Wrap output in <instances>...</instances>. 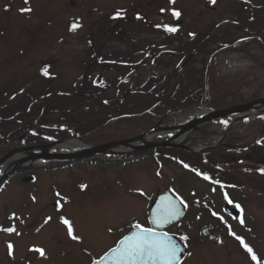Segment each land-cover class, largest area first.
<instances>
[{
    "label": "rangeland",
    "instance_id": "374dc122",
    "mask_svg": "<svg viewBox=\"0 0 264 264\" xmlns=\"http://www.w3.org/2000/svg\"><path fill=\"white\" fill-rule=\"evenodd\" d=\"M246 51L264 63V0H0V159L56 142L123 141L159 125L177 127L202 107L214 110L200 100L212 58L215 81L240 79L235 97L252 98L264 90V67ZM95 79L112 86L94 95ZM153 80L159 87L148 90ZM230 122L200 127L186 140L189 150L102 157L96 165L55 162L15 174L0 191V229H15L0 231V264H93L133 225L148 226L153 203L169 191L189 209L172 230L188 238L185 264H255L236 236L262 264L264 117L229 130ZM223 138L221 151L204 155ZM142 157L156 163L103 164ZM224 187L243 195L238 220L224 213ZM205 227L216 241L202 238Z\"/></svg>",
    "mask_w": 264,
    "mask_h": 264
},
{
    "label": "water",
    "instance_id": "95a60500",
    "mask_svg": "<svg viewBox=\"0 0 264 264\" xmlns=\"http://www.w3.org/2000/svg\"><path fill=\"white\" fill-rule=\"evenodd\" d=\"M209 95H210L209 84H208V79H207L206 81V105H208L209 103ZM207 109H208L207 107H204V108L202 107V110L207 111V113L198 115L195 119L184 121L177 127L169 128L170 130L175 129V128H180L181 131L174 135L172 134V137L166 141L143 142L145 138L152 135L157 129L163 126V125H159L147 131L142 136L123 140V141H114V142H110L104 145L91 146L79 140H70V141H79L82 143L83 147L77 151L53 153V151L57 150L59 146L69 141L56 142V143H52L50 145L41 146V147L12 150L6 156L0 159V171L2 172V174L0 175V189L15 174L26 172L32 168L44 166L49 163L56 162V163H63V164H67V163L75 164L77 162H93L96 159L102 158V157H121V156H127V155L140 153V152L147 151V150L162 149V148L189 150L188 147L185 146L186 140L191 134H193L195 131H197L200 127L204 125L214 123L217 121L230 120L231 121L230 127H229V130H230L233 126L245 120L254 119L258 117H264V113H261L259 115H250V113L253 112L254 110L264 109V99H259V100L253 101L246 105H239V106L231 107L229 109H225L221 111H215V110H210V109L207 110ZM185 134H188L187 139L184 142H180L179 140ZM226 137L227 136H225V138ZM225 138L219 141L217 145H215V147H217L223 140H225ZM215 147H212V148H215ZM208 149L209 148H205L203 149V151L208 150ZM13 158H16L15 162H12V164L7 165V167H5L4 169V165L10 162V160ZM162 197L171 198V200L175 202L176 205L178 206L181 214L178 218L172 220L170 223L163 225V226H157L151 223V219H152V214L156 211L157 205L161 203ZM180 201L181 199L177 197V195L173 192H166L165 194L160 195L153 203L150 209V212H149L148 219H149L150 227L155 228L156 231L158 232H163L165 229L175 226L179 222H181L185 216L186 207L184 206V204H181ZM231 213H233V216H238L237 211H231ZM204 234H206V232H204ZM170 236L172 237L175 243L180 245L181 251L179 252V260L177 264H181L183 260L185 259V257L187 256L188 250L178 238L172 235ZM102 258L98 261H101ZM96 262L93 264H96Z\"/></svg>",
    "mask_w": 264,
    "mask_h": 264
},
{
    "label": "snow or ice",
    "instance_id": "6c2138e0",
    "mask_svg": "<svg viewBox=\"0 0 264 264\" xmlns=\"http://www.w3.org/2000/svg\"><path fill=\"white\" fill-rule=\"evenodd\" d=\"M174 3L175 0H172ZM28 3V0H25ZM211 3L215 4L216 0H211ZM24 12H30V8L23 9ZM176 17L180 16L179 12H173ZM120 16V13H117ZM78 25L73 23L70 30L74 31ZM166 30L175 32V28H168ZM44 74L48 75L47 69L44 70ZM227 125V121H221ZM188 167V165H185ZM264 172V169L261 170ZM204 179L210 180L207 175L203 176ZM230 204L231 200L228 201ZM181 204L184 202L181 200ZM187 207V205H184ZM239 208V205H235ZM180 210L175 202L169 197H162L161 203L157 205L156 211L152 214L151 223L157 226H163L170 223L172 220L180 216ZM213 215H216L214 212ZM221 219H223L221 217ZM68 226V233L73 240H78L79 237L73 234V228L68 220L63 221ZM243 223V220H241ZM135 231L131 234L123 237L116 247L110 249L108 253L102 258L101 261H97L96 264H177L179 260V252L181 251L180 245L175 243L170 235L166 232H158L155 228L144 227L139 223L133 225ZM14 228L0 229V231L13 232ZM233 235H235L233 233ZM182 240L188 238L181 237ZM236 239L240 241L244 249L251 255V259L255 261V264H261V261L257 258V255L253 252V249L248 246L244 240L236 236ZM9 249H12V245L9 244ZM41 256L45 253L42 249H35Z\"/></svg>",
    "mask_w": 264,
    "mask_h": 264
},
{
    "label": "trees",
    "instance_id": "16d2710c",
    "mask_svg": "<svg viewBox=\"0 0 264 264\" xmlns=\"http://www.w3.org/2000/svg\"><path fill=\"white\" fill-rule=\"evenodd\" d=\"M252 42L254 43V42H258V41L257 40H253L249 44H252ZM186 51L184 50V52H186ZM225 51L228 52V53H232L235 50L227 48V49H225ZM221 52H223V51H221ZM235 52H237V51H235ZM246 54H248V56L250 58H252V60L255 62V64L262 63L260 57H256V56L251 55V52H249V51H246ZM91 58H94V56L92 55ZM119 61L116 58H113L114 64L116 63L118 65ZM212 63H213V58L210 59V63L207 66V74H206L205 84H204V86H206V81L208 79L209 90H210V93L212 94V97H211V99L209 101V103H210L209 107L210 108H212V109H214L216 111H221V110L229 109L231 107H235V106H239V105H246V104H249V103H251L253 101H256V100H259V99H264V93H263L264 90L263 89H260L258 91V93H256L252 98H249V99L248 98H244V97L243 98L235 97L233 90L235 89V87H237L239 85L240 79H235L234 82L231 85H226L224 83L215 81V79H214V68H213V64ZM262 65L264 67V63H262ZM118 66L120 67L119 69H122V70L125 69V70H123L121 72H123L124 74H128V73H126V71L128 70L126 67H123V65H118ZM124 76L126 77L127 75H124ZM118 81H120V79ZM157 83H158V80H153L152 82H150L148 84V87H149L148 90H151V89H155L156 90L157 87H159V85ZM111 86L112 85H110V83H108V82L101 81L100 79H95L93 81V88L92 87H90V88L92 90L91 92L94 95H98V94H102L106 88H109ZM161 93L162 92H161V89H160L157 92V96H160ZM200 100H201L202 103L206 102L205 101V97L201 98ZM167 107L170 108L169 106H167ZM150 114H151V112H150ZM145 124L146 123H144L143 126ZM143 129H144V131H146L148 128H143ZM128 137L130 138L131 136L129 135ZM109 141L113 142V140H109ZM105 143H107V142H105ZM72 164H74V163H72ZM69 165H70V163H69Z\"/></svg>",
    "mask_w": 264,
    "mask_h": 264
},
{
    "label": "flooded vegetation",
    "instance_id": "af4514ba",
    "mask_svg": "<svg viewBox=\"0 0 264 264\" xmlns=\"http://www.w3.org/2000/svg\"><path fill=\"white\" fill-rule=\"evenodd\" d=\"M214 147V146H213ZM225 147V146H224ZM223 147V144L220 146H217V147H215V148H209L207 151H205L204 152V155L207 153V152H214V151H216V149H219V151H221V149H223L224 148ZM228 149H232V147L231 146H229L228 147ZM110 158H113V157H110ZM142 160H140V159H137V160H133L132 159V161H130V160H125V161H118V160H112V161H106V162H104L103 164L104 165H109L110 167H118V166H123V167H132V166H134V165H137V164H142V163H146V162H151V163H156V161H154L153 159H151V157H142L141 158ZM83 163H85V162H83ZM79 164H81V163H79ZM89 164H93V165H96V164H98L97 162L95 163V162H90ZM222 192H223V194H225V196H226V198L228 199V200H231L232 201V203L230 204L229 202L228 203H226L225 204V207H224V213L226 214V216H228V217H231L232 219H234V220H238L239 219V217H240V211H241V208L239 207V208H237V207H235V205H239V206H241L242 207V204H241V202L239 201V199H237V197H240V196H243V195H241V192L239 191V189L238 188H228V187H224V188H221L220 189ZM243 198V197H242ZM184 202V201H183ZM184 204H186L185 202H184ZM188 211H189V209H188V206L186 207V212H185V216H184V219L180 222V223H182L184 220H185V218H186V216H187V214H188ZM231 211H237L238 212V216H233V213H231ZM200 215V214H199ZM198 215V216H199ZM149 220V219H148ZM149 222V221H148ZM179 226V224H177V225H175V226H172V227H170V228H168V229H165L163 232H166V233H168V234H170V235H172V236H175L174 234H172L173 232H172V230H173V228H175V227H178ZM185 226L186 227H188L189 226V224L188 223H185ZM144 227H150V223H149V225L148 226H144ZM135 229L133 228L129 233H127V235H129L131 232H133ZM213 228L212 227H205V228H203L202 230H201V235H202V238H204V239H208L210 242H214V241H216V239H217V237L213 234ZM204 232H206V234H204ZM127 235H125V236H127ZM124 236V237H125ZM175 237H177V236H175ZM179 240H181V242L186 246V248L188 249V246H187V244L182 240V239H180L179 237H177ZM121 239H123V238H120V239H118L116 242H115V244L111 247V248H113V247H116L117 246V244H118V242L121 240ZM110 248V249H111ZM110 249L108 250V251H106L99 259H101L103 256H105V254L106 253H108L109 251H110ZM188 256H189V249H188V254H187V256L185 257V259L183 260V262L181 263V264H185V262H186V260H187V258H188ZM99 259H97V260H99ZM251 259V258H250ZM252 260V259H251ZM253 261V260H252ZM262 264H264V262L262 263Z\"/></svg>",
    "mask_w": 264,
    "mask_h": 264
},
{
    "label": "bare ground",
    "instance_id": "6f19581e",
    "mask_svg": "<svg viewBox=\"0 0 264 264\" xmlns=\"http://www.w3.org/2000/svg\"><path fill=\"white\" fill-rule=\"evenodd\" d=\"M207 113V111H202L200 114L198 113L197 115H201ZM261 113H264V109H257L254 110L253 112L250 113V115H259ZM254 117V116H253ZM170 127L167 126H161L159 129H157L152 135L148 136L147 138H145L143 140V142H153L156 138L158 137H162V136H168V135H174L178 132H180V128H175L170 130ZM188 137V134H185L184 136L181 137V139L179 140L180 142H184ZM83 147L82 143L79 141H69L67 143H64L63 145L59 146L57 148L58 151L61 152H67V151H77L80 150ZM16 158H13L10 160V162H8L7 164L4 165V169L5 167H7V165L12 164V162H15Z\"/></svg>",
    "mask_w": 264,
    "mask_h": 264
}]
</instances>
